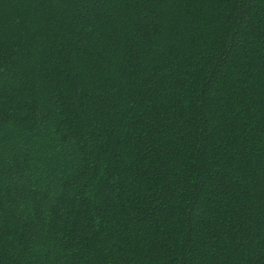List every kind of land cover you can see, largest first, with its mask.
<instances>
[{
  "label": "trees",
  "instance_id": "obj_1",
  "mask_svg": "<svg viewBox=\"0 0 264 264\" xmlns=\"http://www.w3.org/2000/svg\"><path fill=\"white\" fill-rule=\"evenodd\" d=\"M0 264H264V0H0Z\"/></svg>",
  "mask_w": 264,
  "mask_h": 264
}]
</instances>
